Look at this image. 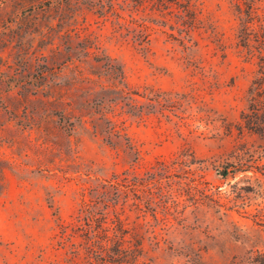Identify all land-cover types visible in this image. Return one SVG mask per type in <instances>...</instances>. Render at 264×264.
<instances>
[{
	"label": "rangeland",
	"instance_id": "1",
	"mask_svg": "<svg viewBox=\"0 0 264 264\" xmlns=\"http://www.w3.org/2000/svg\"><path fill=\"white\" fill-rule=\"evenodd\" d=\"M261 43L264 0H0V264H73L64 228L117 180L155 264L264 251Z\"/></svg>",
	"mask_w": 264,
	"mask_h": 264
},
{
	"label": "trees",
	"instance_id": "2",
	"mask_svg": "<svg viewBox=\"0 0 264 264\" xmlns=\"http://www.w3.org/2000/svg\"><path fill=\"white\" fill-rule=\"evenodd\" d=\"M192 6V3L188 4L190 10ZM247 7L250 11L252 3L249 2ZM240 20L242 46L250 50L251 45L246 39L247 20L242 17ZM190 30L186 29V32ZM137 44L143 50L148 49L142 40ZM256 50L260 59L259 77L248 91L250 104L241 112L239 130L264 135V43ZM112 190L115 199L110 198ZM118 197L119 180L105 185L93 199L83 200L70 231L64 228L61 243L63 247L70 243L73 264H155L144 258V238L129 227L125 209H119ZM232 264H264V251H251Z\"/></svg>",
	"mask_w": 264,
	"mask_h": 264
}]
</instances>
